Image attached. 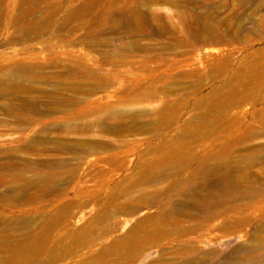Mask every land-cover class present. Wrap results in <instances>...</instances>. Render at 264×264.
Wrapping results in <instances>:
<instances>
[{
	"label": "rangeland",
	"instance_id": "rangeland-1",
	"mask_svg": "<svg viewBox=\"0 0 264 264\" xmlns=\"http://www.w3.org/2000/svg\"><path fill=\"white\" fill-rule=\"evenodd\" d=\"M0 264H264V0H0Z\"/></svg>",
	"mask_w": 264,
	"mask_h": 264
}]
</instances>
